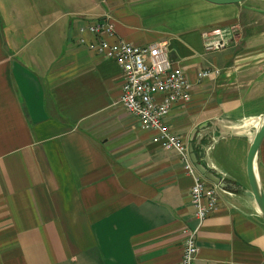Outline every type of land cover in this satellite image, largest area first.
<instances>
[{"label": "crops", "instance_id": "obj_1", "mask_svg": "<svg viewBox=\"0 0 264 264\" xmlns=\"http://www.w3.org/2000/svg\"><path fill=\"white\" fill-rule=\"evenodd\" d=\"M97 20L112 22L109 42L167 40L189 83L165 122L228 184L195 264H264L246 176L264 114V0H0V264H181L192 179L119 103L118 65L79 43ZM224 26L231 44L204 51L202 32ZM256 163L264 189V138Z\"/></svg>", "mask_w": 264, "mask_h": 264}, {"label": "built area", "instance_id": "obj_2", "mask_svg": "<svg viewBox=\"0 0 264 264\" xmlns=\"http://www.w3.org/2000/svg\"><path fill=\"white\" fill-rule=\"evenodd\" d=\"M88 31L96 39L85 41L83 32ZM79 43L114 61L122 72V87L119 103L134 115L141 128L155 131L153 141L164 149H173L184 164V170L192 179L189 197L194 209V225L184 227L181 264H195L198 246L197 235L208 214L217 207V186L206 180L195 168L189 157L188 146L174 134L165 122L172 106L190 98L189 83L181 67L174 66L169 58L168 42L161 39L144 46L123 40L108 41L115 37L110 20L94 21L80 28ZM236 33L234 26L216 27L201 34L203 49L214 52L227 48ZM213 71L204 70L199 76ZM246 124V122H245Z\"/></svg>", "mask_w": 264, "mask_h": 264}, {"label": "water", "instance_id": "obj_3", "mask_svg": "<svg viewBox=\"0 0 264 264\" xmlns=\"http://www.w3.org/2000/svg\"><path fill=\"white\" fill-rule=\"evenodd\" d=\"M206 1L214 4H232V3L241 2L243 0H206ZM263 138H264V114H263V121L259 126V128L256 130L246 155V176H247L249 188L256 203V206L258 208L259 214L264 222V189L259 179L257 163H256L257 152ZM188 151H189V157L193 162V164L195 165V168L198 170V172L201 175H203V177L206 180H208L209 182L218 186L221 189H226L228 187V184L222 179H220L216 171L208 169L207 166L199 162L198 158L195 155V152L193 151L192 144L188 145Z\"/></svg>", "mask_w": 264, "mask_h": 264}, {"label": "bare ground", "instance_id": "obj_4", "mask_svg": "<svg viewBox=\"0 0 264 264\" xmlns=\"http://www.w3.org/2000/svg\"><path fill=\"white\" fill-rule=\"evenodd\" d=\"M244 127V126H243Z\"/></svg>", "mask_w": 264, "mask_h": 264}]
</instances>
